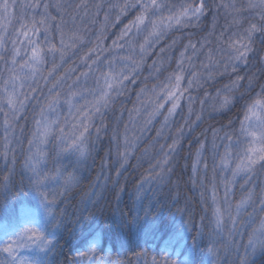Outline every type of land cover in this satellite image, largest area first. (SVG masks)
I'll return each instance as SVG.
<instances>
[{
    "label": "clouds",
    "instance_id": "1",
    "mask_svg": "<svg viewBox=\"0 0 264 264\" xmlns=\"http://www.w3.org/2000/svg\"><path fill=\"white\" fill-rule=\"evenodd\" d=\"M0 264H264V0H0Z\"/></svg>",
    "mask_w": 264,
    "mask_h": 264
}]
</instances>
